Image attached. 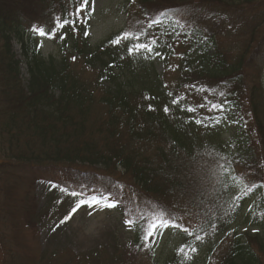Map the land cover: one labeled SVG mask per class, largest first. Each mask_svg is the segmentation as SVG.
<instances>
[{"label": "trees", "instance_id": "16d2710c", "mask_svg": "<svg viewBox=\"0 0 264 264\" xmlns=\"http://www.w3.org/2000/svg\"><path fill=\"white\" fill-rule=\"evenodd\" d=\"M81 3L0 0V264H85L40 249L55 209L31 198L38 182L124 208V264H143L164 233L176 245L152 264H264V77L248 71L264 66V0H128L124 27L95 45ZM135 43L152 51L129 54ZM156 59L178 61L171 82Z\"/></svg>", "mask_w": 264, "mask_h": 264}, {"label": "rangeland", "instance_id": "374dc122", "mask_svg": "<svg viewBox=\"0 0 264 264\" xmlns=\"http://www.w3.org/2000/svg\"><path fill=\"white\" fill-rule=\"evenodd\" d=\"M127 3L128 0H91L89 41L92 45L124 27ZM40 47L46 59L51 55L58 56V48L44 37L40 38ZM180 49L179 44L175 46L176 51ZM14 51L17 58L22 61L21 72L26 79L28 67L18 43H15ZM154 65L157 73L168 82L177 75L178 61L176 59H172L168 64L164 60L156 59ZM258 70H261L264 77V66L248 69L251 76ZM18 175L20 178L16 180V185L19 195L22 196L27 191L29 178L24 173H18ZM32 194L39 207L55 209L52 217L40 224L39 244L40 249L59 252L60 255H57L56 260L58 257L65 259L69 255H74L75 261L82 260L85 264L86 262L92 264L91 259L95 261L96 257L104 262L103 264H124L125 258H129L132 231L130 226H127L129 218L126 217L124 208L117 209L115 206L90 208L83 201H77L75 196L68 195L67 191L55 185H48L46 182H38L31 192V198ZM73 209H76L75 212ZM239 230L247 235L261 233L259 228L248 225H240ZM21 231L25 242L35 247V231L28 228ZM176 242L177 237L174 234H162L157 239L156 247L153 248L155 256L162 260L174 249ZM153 251L151 255L146 253L141 259L140 257L137 259L143 260V264H152Z\"/></svg>", "mask_w": 264, "mask_h": 264}, {"label": "snow or ice", "instance_id": "6c2138e0", "mask_svg": "<svg viewBox=\"0 0 264 264\" xmlns=\"http://www.w3.org/2000/svg\"><path fill=\"white\" fill-rule=\"evenodd\" d=\"M88 3H89V0H82V3H81L80 8L77 9V15H78L81 11H83L84 9H86V8L88 7ZM88 15L90 16V15H91V12H89ZM84 22L86 23L87 21L85 20ZM67 23H69V21L65 20V21L63 22V24H59L58 26L63 27L64 24H67ZM72 23L74 24L75 21H72ZM38 31H39V33H40L41 36L46 35V33H45L42 29H38ZM130 35H131L130 33H125V34H123V36L121 37V39H127ZM135 39H136L137 41H139L140 38H139V36H137V37H135ZM119 42H120L119 39L113 41V43H119ZM140 50H147V51L151 52V51H152V48H151L150 45L145 44V43H135V44H133L132 47H130V48L128 49V52H129V54H132V53H134V52H139ZM107 206L112 207V206H114V205H113V204H108ZM75 210H76V209H73V212H75ZM129 223H130V222H129ZM164 223L166 224L167 222H164ZM154 229H155V225L153 226V231H150V232L148 233V235H152V234L154 233ZM184 231L187 232L188 230H187V229H184ZM197 238H199V237H197Z\"/></svg>", "mask_w": 264, "mask_h": 264}]
</instances>
